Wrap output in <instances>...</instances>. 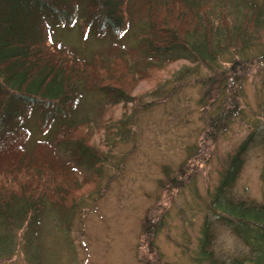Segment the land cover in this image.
I'll return each instance as SVG.
<instances>
[{
  "label": "rangeland",
  "instance_id": "374dc122",
  "mask_svg": "<svg viewBox=\"0 0 264 264\" xmlns=\"http://www.w3.org/2000/svg\"><path fill=\"white\" fill-rule=\"evenodd\" d=\"M148 1L154 0L131 1L120 36H98L80 21H45L52 48L76 59H101V77L113 83L118 78L128 101L79 88L72 117L88 124L77 134L94 159L74 152L72 144L56 145L59 160L76 170L69 175L79 186L61 202L67 218L46 202L36 227L26 220L10 234L13 251H2L0 264H204L198 260L207 221L213 241L205 249L217 264L248 256L249 246L215 219L217 213L226 216L210 204L231 157L250 135L228 197L264 204V24L259 26L258 15L244 24L246 9L263 12L264 0H184L211 27L215 58L208 61L150 53L145 44H160L163 33L151 34L148 25L161 21L165 9L159 4L142 11ZM233 24L250 34L249 44L237 37L228 45L223 30ZM179 27L184 34V25ZM205 31L197 33L196 44L203 43ZM37 121L33 111L13 126L29 131L25 152H0V167L22 160L38 141L52 140L55 127L45 134ZM6 233L1 227L0 241Z\"/></svg>",
  "mask_w": 264,
  "mask_h": 264
},
{
  "label": "trees",
  "instance_id": "16d2710c",
  "mask_svg": "<svg viewBox=\"0 0 264 264\" xmlns=\"http://www.w3.org/2000/svg\"><path fill=\"white\" fill-rule=\"evenodd\" d=\"M131 1L0 0V152H25L22 145L28 140L29 131L13 126L33 111L45 134L51 135L53 126L56 129L52 140L38 141L33 151L26 153L22 160L19 159L20 162L13 158L0 167V229L3 227L10 232L1 235L5 240L0 241V254L5 249L10 253L13 251L12 243H9L12 242L10 234L16 232L22 222L32 221L34 227L39 224L46 202L67 218L61 211V202L67 191L73 193L79 186L77 180L71 177L73 175H69L76 171L71 167V162L59 160L55 150L56 145L72 144L74 152L87 156V142L82 134L77 133L88 124L81 121L74 123L72 117L79 98V88L82 86L108 98L128 101L124 90L116 84L118 78L116 81L112 78L113 83L108 77H101L104 65L101 59H76L66 49L52 48L48 43L45 21L52 20L57 25H71L80 21L85 31L98 36L109 33L120 36L126 31L133 11ZM159 4L164 7L165 15L159 22L151 20L148 27L151 34L163 33L160 34L162 41L159 44L148 40L145 46L150 53H173L176 59L196 60V57H200L203 61L214 60L215 54L210 47L211 27L204 17L195 18V6L184 0H154L148 1V4L146 2L142 11L148 7L151 12V6ZM253 10L255 14L246 9L249 14L244 24L248 25L258 15L257 20L263 22L259 26H262L264 11L252 6ZM179 25H184L185 29L181 32L184 34H180ZM201 28L206 29L204 41L196 44L195 37ZM239 28L234 24L233 29L229 25L224 26V39L229 46L237 37H240L238 41L241 44L242 40L244 45L249 44L250 34L246 30L240 32ZM250 144L252 135L240 144L231 157L216 187L215 199L210 204L213 212L220 211L226 216L217 213L215 219L249 246L248 256L231 259V264H264V204L234 201L228 197V191L242 169L243 154ZM88 159H94V154L88 153ZM36 184H41L40 190ZM212 238V229L207 221L201 246L204 253L202 251L199 262L217 264L218 260L212 251L205 249L206 245L212 244ZM223 263L221 261L219 264Z\"/></svg>",
  "mask_w": 264,
  "mask_h": 264
}]
</instances>
